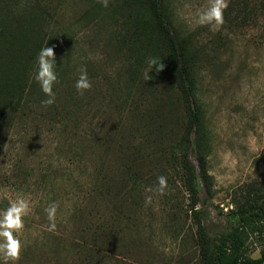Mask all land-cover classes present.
I'll return each instance as SVG.
<instances>
[{
  "label": "rangeland",
  "instance_id": "obj_1",
  "mask_svg": "<svg viewBox=\"0 0 264 264\" xmlns=\"http://www.w3.org/2000/svg\"><path fill=\"white\" fill-rule=\"evenodd\" d=\"M206 4L164 0L196 83L212 177V196L200 185L197 208L216 235L238 223L237 210L264 180V0H228L216 32L191 22ZM34 10L44 46L54 49L59 83L55 103L43 106L34 61L23 100L0 125V210L19 196L31 204L17 264H199L181 176L156 153L166 151L185 115L145 2L109 0L104 8L98 0H0V16ZM150 59L163 68L147 81ZM82 67L92 82L83 96L74 88ZM137 148L142 162L132 156ZM188 157L197 171L193 147ZM126 168L139 176L131 192ZM159 175L167 178L165 194L145 192ZM52 202L55 231L44 212ZM262 224L246 243L252 258L264 244Z\"/></svg>",
  "mask_w": 264,
  "mask_h": 264
},
{
  "label": "trees",
  "instance_id": "obj_2",
  "mask_svg": "<svg viewBox=\"0 0 264 264\" xmlns=\"http://www.w3.org/2000/svg\"><path fill=\"white\" fill-rule=\"evenodd\" d=\"M147 8V21L152 25V33L163 43L167 53V71L178 93L185 115V121L166 151H156L158 158L170 162L181 176L182 186L190 204L188 211L193 219V238L199 264H264V244L259 257L247 254V240L250 235L263 231L264 220V180L261 189L252 192L246 204L237 210L238 223L229 231L216 235L209 233L203 223L204 211L197 208L200 185L208 196H212V177L208 172L207 160L201 145V114L196 100V83L187 59L183 42L173 28L164 9V0H143ZM41 17L36 10L27 16H0V125L7 115L14 112L23 100L31 80L35 58L44 46L45 34ZM194 133L195 138L190 139ZM195 149L197 171L188 157V149ZM133 155L144 158L137 148ZM146 157V156H145ZM165 169L162 165L158 172ZM127 192L139 185L136 173L125 169ZM165 172V171H164ZM123 180V179H122ZM137 180V181H136ZM130 186H128V185ZM118 196V193H116Z\"/></svg>",
  "mask_w": 264,
  "mask_h": 264
},
{
  "label": "clouds",
  "instance_id": "obj_3",
  "mask_svg": "<svg viewBox=\"0 0 264 264\" xmlns=\"http://www.w3.org/2000/svg\"><path fill=\"white\" fill-rule=\"evenodd\" d=\"M104 8L109 6V0H98ZM228 7V0H207V4L190 14L193 24L200 27H207L209 31L216 32L224 24V12ZM57 60L52 47L46 45L41 47L35 58V69L33 79L38 84L40 91L46 99L41 101L43 106H51L55 103L56 94L54 86L59 83L56 71ZM163 64L156 59H150L143 75L145 80L151 79L149 73L155 69L162 70ZM74 88L78 95L83 96L92 88L87 69L82 67L78 70ZM167 178L163 175L157 176L156 186H148L145 192H156L159 195L165 194ZM152 196L145 197V204H151ZM30 200L19 196L9 202L8 206L0 210V264H17L21 257L24 244L20 238L24 229V218L30 213ZM58 205L55 202L45 207L49 231L56 229V213Z\"/></svg>",
  "mask_w": 264,
  "mask_h": 264
}]
</instances>
